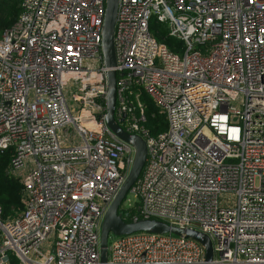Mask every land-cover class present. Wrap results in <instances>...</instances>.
Instances as JSON below:
<instances>
[{
	"label": "built area",
	"instance_id": "1",
	"mask_svg": "<svg viewBox=\"0 0 264 264\" xmlns=\"http://www.w3.org/2000/svg\"><path fill=\"white\" fill-rule=\"evenodd\" d=\"M105 3L21 0L0 34V151L23 197L16 217L0 207V264H101L100 223L134 157L105 122ZM113 46L115 119L146 144L130 219L202 232L213 259L184 234L137 231L104 264H264V0H118ZM143 95L164 130L146 126Z\"/></svg>",
	"mask_w": 264,
	"mask_h": 264
},
{
	"label": "water",
	"instance_id": "2",
	"mask_svg": "<svg viewBox=\"0 0 264 264\" xmlns=\"http://www.w3.org/2000/svg\"><path fill=\"white\" fill-rule=\"evenodd\" d=\"M118 0H106L105 13L102 25L101 48L104 65L109 68L107 77L106 107L105 115L106 125L119 139L130 144L134 148V157L130 170L115 195L113 201L107 207L101 223L99 236V257L100 263L104 264L107 260L108 235L129 234L137 231H147L154 233L172 232L174 234H184L187 237L197 240L205 250V261L210 262L213 259V248L210 238L199 231L192 229H181L170 226L165 222L153 219H139L126 222L122 213L119 211L120 204L127 192L141 173L146 159V144L142 137L127 133L116 121L114 112L116 106V72L115 53L113 46L114 24Z\"/></svg>",
	"mask_w": 264,
	"mask_h": 264
},
{
	"label": "trees",
	"instance_id": "3",
	"mask_svg": "<svg viewBox=\"0 0 264 264\" xmlns=\"http://www.w3.org/2000/svg\"><path fill=\"white\" fill-rule=\"evenodd\" d=\"M21 0H0V34L10 26L20 13ZM150 31L157 39L165 37V43L172 49V46L181 47L182 43L175 37L167 35L168 27L165 23L158 22L154 17L149 22ZM143 101L147 104L146 126L155 134L166 128L165 117L158 112L151 100L143 95ZM11 151L8 149L0 151V207L4 218L16 217L23 209L22 185L19 177L9 172ZM136 212L135 208L123 210V219L130 222V214ZM10 264H18L17 258L10 254Z\"/></svg>",
	"mask_w": 264,
	"mask_h": 264
},
{
	"label": "rangeland",
	"instance_id": "4",
	"mask_svg": "<svg viewBox=\"0 0 264 264\" xmlns=\"http://www.w3.org/2000/svg\"><path fill=\"white\" fill-rule=\"evenodd\" d=\"M88 63H91V60L88 61ZM77 87H78V83L72 81L70 89L67 90V95L71 96L72 93L77 92ZM137 203H138L137 198L129 191L126 193L124 199L122 200L120 204V208H124V209L135 208L137 206ZM115 237L116 235H113L111 233L108 235V245Z\"/></svg>",
	"mask_w": 264,
	"mask_h": 264
}]
</instances>
